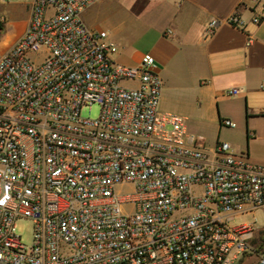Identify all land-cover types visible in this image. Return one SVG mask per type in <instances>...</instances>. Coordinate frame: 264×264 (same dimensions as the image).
Wrapping results in <instances>:
<instances>
[{
  "label": "built area",
  "instance_id": "1",
  "mask_svg": "<svg viewBox=\"0 0 264 264\" xmlns=\"http://www.w3.org/2000/svg\"><path fill=\"white\" fill-rule=\"evenodd\" d=\"M100 1L34 0L0 56V264H264L257 220L239 222L264 213V164L162 111L156 59L120 64L109 33L82 21Z\"/></svg>",
  "mask_w": 264,
  "mask_h": 264
},
{
  "label": "crops",
  "instance_id": "2",
  "mask_svg": "<svg viewBox=\"0 0 264 264\" xmlns=\"http://www.w3.org/2000/svg\"><path fill=\"white\" fill-rule=\"evenodd\" d=\"M0 2L6 11L0 22L10 48L26 31L34 0ZM235 13L241 16L239 27L229 23ZM259 13L251 0H102L81 19L91 30L109 33L118 45L120 64L139 66L145 54L156 59L163 82L172 86L175 104H170L173 112L162 95V111L198 121L196 129L205 135L187 124L188 130L211 148L225 131L244 136L247 148L237 141L232 147L264 164V151L258 149L264 146V22H252ZM214 19L220 21L218 28L207 36ZM128 47L132 51L123 61ZM232 88L238 93L228 96ZM225 119L236 127H223Z\"/></svg>",
  "mask_w": 264,
  "mask_h": 264
},
{
  "label": "rangeland",
  "instance_id": "3",
  "mask_svg": "<svg viewBox=\"0 0 264 264\" xmlns=\"http://www.w3.org/2000/svg\"><path fill=\"white\" fill-rule=\"evenodd\" d=\"M3 7H4L3 4L0 2V16H4L6 14L5 10H1ZM6 35H5V30H3L0 34V56L3 53H5L6 50L9 48L8 45L6 44ZM130 51H132V50L128 47L124 53L123 58H122L123 61H124V57H127L129 55ZM116 58H118V57H116ZM124 85H129V84L126 82V83H124ZM171 92H173L171 84H169V82L168 83L165 82L163 85V89H162L163 101L167 104V106L169 105V109H171V111L174 112L175 104L173 103V99L171 97ZM170 104L173 105L174 108H170ZM82 115L84 117H87V118L98 119L99 115H100V107L98 105H94L92 107V110L87 108L83 111ZM187 124L190 127V129L197 132V134L205 135L204 132H202V131L198 132L197 131L196 126H198V125L201 126V124L198 121L196 122L192 117L189 118ZM220 140L227 141V142H230L233 144L235 141H237V142L243 143L247 148L246 138L242 135L237 134V133L225 131L221 135ZM258 149L260 152L264 151V146H259ZM233 150L236 153H238L234 148H233ZM122 192L125 194L130 193L131 189L126 188ZM254 221L257 222V227L259 228V232H260L261 236L264 237V213L263 212H257V213H255L254 216L243 217L239 220V222H246V223L254 222ZM33 231H34V227H33V224L31 223L30 220H23L18 225V232L23 236V241L26 244H31L32 237H33ZM252 261H253V259L249 258V259H246L242 264H251Z\"/></svg>",
  "mask_w": 264,
  "mask_h": 264
},
{
  "label": "trees",
  "instance_id": "4",
  "mask_svg": "<svg viewBox=\"0 0 264 264\" xmlns=\"http://www.w3.org/2000/svg\"><path fill=\"white\" fill-rule=\"evenodd\" d=\"M4 30V25L0 22V32Z\"/></svg>",
  "mask_w": 264,
  "mask_h": 264
}]
</instances>
